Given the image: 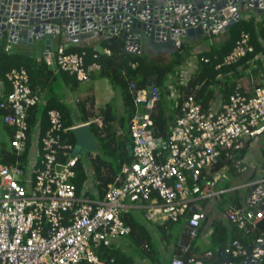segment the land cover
<instances>
[{
    "label": "built area",
    "instance_id": "2783aa9c",
    "mask_svg": "<svg viewBox=\"0 0 264 264\" xmlns=\"http://www.w3.org/2000/svg\"><path fill=\"white\" fill-rule=\"evenodd\" d=\"M257 15V20L264 19ZM7 22L13 23V19L9 17ZM174 29L178 34L180 26ZM10 31L0 36V44L7 39L6 51L14 45ZM62 33L67 34V30ZM70 45L62 43L46 50L42 54L46 65L56 77L65 71L79 83L89 82L99 66H86L83 54L67 53ZM252 51L249 33L242 32L222 65L237 63ZM6 80L10 87L0 81V122L5 128L0 134V264H118L113 257L104 259L101 254L117 247L131 233L124 217L138 208L154 224H183L171 264H207L213 252L197 255L193 247L213 205L208 203L242 188H253L248 200L255 208L228 206L225 216L241 230L255 228L264 220V173L236 189L227 186L231 171L238 175L248 171L242 154L264 137V85L248 89L239 83L227 102L216 106L211 101L207 109L194 95H181L169 138H162L167 147L159 150L150 117L161 99L159 87H151L149 106L148 85L139 88L132 83L136 107L129 125L132 161L124 163L114 180L104 185L90 178L95 171L88 167V160L91 162L95 153H75L74 132L97 124L100 134L103 118L66 127L62 113L51 109L49 128L42 133L41 119L36 126L30 121L35 108L45 104V93L31 86L23 67L10 70ZM2 140L9 149H3ZM9 152H13L11 158L6 157ZM79 163L87 176L80 191L73 182ZM260 203L263 205L257 207ZM228 247L234 264L240 263L238 258L243 262L257 253L256 245L251 249L238 240ZM142 249L148 252L150 246L145 243Z\"/></svg>",
    "mask_w": 264,
    "mask_h": 264
},
{
    "label": "trees",
    "instance_id": "16d2710c",
    "mask_svg": "<svg viewBox=\"0 0 264 264\" xmlns=\"http://www.w3.org/2000/svg\"><path fill=\"white\" fill-rule=\"evenodd\" d=\"M258 16H252L248 19L241 18L226 31L227 38L224 41L213 43L209 50L196 54L197 68L185 84L181 83L182 78L179 73V69L185 65L191 56V52L185 43H181L171 53L170 59H166L162 54L151 52L126 53L124 52L125 43L120 37H115L111 42L105 39L101 40L99 48L93 45L78 44H72L67 48V53L83 54L86 66H99V70L95 74L93 73L92 77L107 79L114 91L121 94L123 100L124 112L121 115L114 111L112 103H108L99 110V115L103 118V129L100 134L95 128L96 126L92 125V131L99 144L97 155L91 160L97 180L103 181L104 185L111 183L114 177L120 173L122 165L132 161L126 146L127 142H131L129 125L136 113L134 97L130 91L132 83L136 84V87L142 88L147 87L148 82L156 81L161 99L151 111V128L156 138L168 140L170 127L182 101L179 100L177 107L171 108V104H174L169 102V96L172 93L171 87L175 88L181 95H194L196 102L207 109L210 102L216 101L218 96L227 102L239 84L237 81L244 76L257 77L261 74L260 72L264 74V19L257 20ZM260 16L259 18H262L264 14ZM242 32L249 33L253 51L248 52L237 63L222 65L224 59L232 52ZM60 37L62 36L60 35ZM60 37L59 39H61ZM6 45L7 39L4 37L0 46V81H4L6 87H10L6 80V74L14 68L23 67L29 73L31 86L35 90L45 93V104L35 108L30 121L31 126H36L37 120L40 118L41 130L42 133H45L49 128L48 111L51 109H58L62 113L66 127L79 122H87L96 117L94 111L87 110L86 101L78 102L77 107L79 108L76 111L71 109L69 104L65 103L63 95L60 94L59 89L62 90V87L58 88V85H55L60 78L67 85L75 87L79 81L74 75L60 71V77H56L46 65L43 55H36L18 44L12 45V49L6 51ZM104 50H108V53H105ZM132 64H136V66L133 67ZM219 65L221 66L218 67ZM170 77H173L171 82H169ZM262 80L263 82L259 85H264V75ZM259 85H254V87ZM1 144L3 149H9L6 140H2ZM5 154L7 158H11L13 152ZM76 172L77 176L73 182L80 191L87 178L81 163L76 167ZM124 220L132 229L127 236L131 243L126 244V246L121 244L117 247L114 246L112 249L104 251L101 257L104 259L113 257L118 264H139L137 261L157 258L155 237L149 229L131 214L126 215ZM171 225L173 223L157 224V230L164 239H167L166 232ZM233 227V234L237 232L236 235L229 232L224 225L216 223L215 232L212 235V247L218 246L219 251L223 252L230 237L238 240L245 247H253L257 239L264 234V220L260 221L255 228L247 230L238 229L235 225ZM145 243L150 246L148 252L142 249V245ZM242 259L238 258L236 261L241 262ZM158 261H160L159 258ZM260 264H264V259Z\"/></svg>",
    "mask_w": 264,
    "mask_h": 264
},
{
    "label": "water",
    "instance_id": "95a60500",
    "mask_svg": "<svg viewBox=\"0 0 264 264\" xmlns=\"http://www.w3.org/2000/svg\"><path fill=\"white\" fill-rule=\"evenodd\" d=\"M247 8L263 14L264 0H0V36L11 29L10 40L14 43H18V38L29 43L44 39L48 51L52 35L65 29L76 40L88 36L111 42L118 36L125 43L126 53L140 54L141 47L145 46L151 53L168 54L181 42L175 40L182 37L200 41L222 29L228 31L239 21L242 9ZM9 17L13 23L7 22ZM174 19L175 23L171 22ZM175 26H180L178 34H175ZM153 85H156L155 80L148 82L149 93ZM151 98L150 93L149 106ZM74 132L75 153L79 150L88 156L96 153L98 148L91 124L76 128ZM157 144L159 150L167 147L162 138ZM126 146L132 157L131 142ZM255 245L257 253L238 264L263 261L264 236L259 237ZM229 250L230 247L219 264H234Z\"/></svg>",
    "mask_w": 264,
    "mask_h": 264
},
{
    "label": "crops",
    "instance_id": "0c3cea01",
    "mask_svg": "<svg viewBox=\"0 0 264 264\" xmlns=\"http://www.w3.org/2000/svg\"><path fill=\"white\" fill-rule=\"evenodd\" d=\"M241 18H245L248 19L246 17H242ZM225 33L227 36V32L225 31H219L218 34H213L211 36H206L205 38H203L200 41L194 40V39H187L189 40L192 45H194V47L199 44L201 41L206 40L209 43L208 46L206 45L205 48H197V50H195V55L199 54L203 51H207L209 50L210 46L213 44L212 40L213 39H218L219 37L222 36V33ZM216 36H219L218 38ZM62 37H60L59 35H52L51 37V44H50V49H55L61 42L62 43H70L72 44H78V45H93L96 48H99V43L101 40L106 39V38H100V37H85V38H78L79 40H76L75 37H71L69 35H67L66 33H62L61 35ZM59 37L61 39H59ZM118 37V36H116ZM55 38V41H57L55 44L53 43L52 39ZM227 38V37H226ZM76 40L74 42V40ZM212 39V40H210ZM44 40V39H41ZM40 41V40H39ZM45 41V40H44ZM182 42V41H181ZM38 43V41L36 42H24L22 40H19L18 43H14V44H18L20 46H23L26 50H29V47L33 44ZM188 47L192 46L190 44H186ZM46 51V49L43 50V53ZM150 51H148V49L145 46L141 47V53H149ZM193 54V52L191 53V55ZM193 57V56H190ZM189 57V58H190ZM189 58L187 59V61L189 60ZM191 63L193 64L189 71L192 69V72L195 71V66L197 68V63L196 65H194V62L191 61ZM187 64V62L185 63ZM184 67V65L182 66V68ZM180 68V70L182 69ZM97 72V70L94 72V74ZM182 70L179 72L180 76H181V83H186L189 78L191 77V75L193 73H190L191 75L189 76V74L187 75L186 78H184L182 76ZM261 74H259V76L255 77V78H261L263 77V73L260 72ZM93 74V75H94ZM189 76V78H188ZM250 77L254 78V76ZM171 80H173V77H170L169 82H171ZM175 80V78H174ZM253 80V79H252ZM62 83L60 85H58V87H62V90H70V91H76L78 89L79 91V86H81V83H78L75 87H73L72 85H67L63 80H61ZM96 81V87L95 86H88L87 88H83L81 89L78 94H76L75 96H71L68 95L67 97L63 96V99L65 101V103L69 104V107L71 109H74V111H76L77 108V104L76 101H86V108L88 111L92 112H97L99 110H101L102 108H104L108 103H112L113 101L116 99L117 96H121V94L119 92L114 91V89L112 88L110 82L107 79H99V78H93L91 76V80L88 82H93ZM101 81H104L103 83L100 84ZM242 81V79H241ZM63 84V86H62ZM242 84V82H241ZM244 87L248 88V89H252V87L249 84H242ZM171 95L169 96V102L174 103L173 105L171 104V108L174 109V106L177 107L179 100H182V96L181 94L178 93V91L171 87ZM61 90V89H59ZM77 99L76 101H74L73 99ZM216 106H221L223 103H225L222 99L219 98V96L217 97L216 101L213 102ZM114 108V106H113ZM124 112V107L123 110L121 111V113H119V115H121ZM118 114V113H117ZM78 115V114H76ZM97 117V116H96ZM97 118H101L97 117ZM96 119V118H95ZM262 141H264V137L261 139ZM259 140V141H261ZM95 141L97 143V148H98V141L97 138H95ZM257 146V145H256ZM97 152L95 153V155H93V158L96 157ZM242 159L244 164L247 166L248 171L246 173H243L241 175H238L234 172L231 171L230 173V180L227 183L228 186H231L232 188L236 189L238 188L239 185L241 184H246L247 182H250L254 177H257V175H260L262 173H264V148L260 151H255L253 150V147L249 148L248 151H244V153L242 154ZM92 160V159H91ZM92 162V161H91ZM88 160V167L93 166ZM94 179L95 176L90 175V178ZM226 184V182L224 183ZM251 189H240V190H233L230 191L228 193L223 194L220 197V200H217L216 202H210L208 204H213L211 205L210 212L208 217L206 218V220L203 221L201 227H200V231H199V236L195 242V245L193 247L194 249V253L197 255H205V253L208 252H213V257L210 258L208 260L207 263L209 262H213L214 264L217 262H220V258H225V256L227 255V250H228V246L231 244V242L235 239H232V237H230V239L228 240V243L226 244L224 251L220 252L219 251V247H211L207 248V245L209 243V239H212V235L215 232V224L216 223H220L221 225H224L229 232H231L233 234V229H234V225L228 220V218L225 216V210L228 206H243V207H252L255 208L254 206H250L249 205V200H248V193L250 192ZM263 203V202H262ZM262 203H260L257 207L263 205ZM256 207V208H257ZM182 234V233H181ZM237 232H234L233 235H236ZM199 240V241H198ZM176 242L177 240L173 243L170 240H168L165 245H158L157 244V258H154V260H150V259H144L141 261H137L139 264H171L172 263V258L175 257L177 251H176ZM120 244V243H119ZM255 246V243H254ZM253 246V247H254ZM158 258L160 259V261H158ZM216 263V264H217Z\"/></svg>",
    "mask_w": 264,
    "mask_h": 264
},
{
    "label": "rangeland",
    "instance_id": "374dc122",
    "mask_svg": "<svg viewBox=\"0 0 264 264\" xmlns=\"http://www.w3.org/2000/svg\"><path fill=\"white\" fill-rule=\"evenodd\" d=\"M241 16L242 17H246V18H250L252 16H258L257 14L254 13V11L252 9H242L241 11ZM218 38L219 36H216L215 35V38ZM226 34L223 32L222 33V36L219 37L218 39H210L212 40L213 43H219L221 41H224L226 39ZM187 37H182L181 38V41L182 43H185V44H190L192 45V43L190 42L191 40L189 38V40L186 39ZM207 40V39H206ZM206 40H203L201 41L199 44H197L195 47L194 45L188 47L190 52L193 54L191 56L193 57H190L189 60L187 61V64L184 65V67L181 69L182 70V76L184 78L187 77V75L189 74V76L191 75L190 73H193L192 72V69L189 71L190 67L192 66L191 64V61L194 62V65H196L197 63V58H196V55L194 54L195 53V50H197V48H205L206 45L208 46L207 43H209L208 41ZM53 43L55 44L57 41H55V38L52 39ZM209 47V46H208ZM46 49L45 47V41L44 40H40L38 41V43L36 44H33L29 47V50L33 53H35L36 55H42L43 54V50ZM166 59H170L171 58V53H168V54H162ZM179 69V72L181 71ZM188 76V78H189ZM100 79V78H99ZM253 79V80H252ZM104 81H101V83H103ZM242 84H249L252 88L254 87V85H259L263 82L262 80V77L261 78H252L250 77L249 75H246L242 78V81L241 79L239 81H237V83H241ZM96 85V81H93V82H84V83H81V86H79V91L83 88H87L88 86H95ZM263 85V84H262ZM96 87V86H95ZM78 89L76 91H70V90H60V94L63 95L64 97L68 96V95H71V96H75L76 94H78ZM74 101H76L77 99H73ZM113 106H114V111L116 113H121V111L123 110V100H122V96H117L116 99L113 101ZM96 114L97 117H100V111H97V112H94ZM123 114V113H122ZM96 118V117H95ZM95 118H92L91 120H94ZM94 125H97V124H94ZM5 133V128L3 126V124L0 122V134H4ZM257 145V146H256ZM253 150L255 151H260L264 148V141H254L253 142ZM131 215H133L136 220L138 222H140L141 224L145 225L150 233H152L155 237V240H154V243L156 242L158 245H165L167 244L166 242L168 240H170L171 242H175L180 236H181V232H182V227H183V224L182 223H178V224H173L170 226V229L166 232V236L167 239H164L162 234L159 233V231L157 230V224H154L150 221H148L146 218H145V211L143 209H132L130 211ZM199 241V240H198ZM121 245L123 246H126V244H130L131 243V240L129 237H126L124 240H121L119 241ZM155 243V246H156V249H157V244ZM212 245V239L210 240L209 239V243L207 245V248H210Z\"/></svg>",
    "mask_w": 264,
    "mask_h": 264
},
{
    "label": "clouds",
    "instance_id": "9594fccd",
    "mask_svg": "<svg viewBox=\"0 0 264 264\" xmlns=\"http://www.w3.org/2000/svg\"><path fill=\"white\" fill-rule=\"evenodd\" d=\"M254 13H255V12H254ZM256 14H257V13H256ZM240 19H241V14H240ZM240 19H239V20H240ZM223 31H225V30H223ZM225 32H226V31H225ZM204 38H205V37H204ZM105 40H107V39H105ZM180 40H181V39H180ZM181 43H182V42H181ZM180 45H181V44H180ZM176 48H177V47H176Z\"/></svg>",
    "mask_w": 264,
    "mask_h": 264
}]
</instances>
